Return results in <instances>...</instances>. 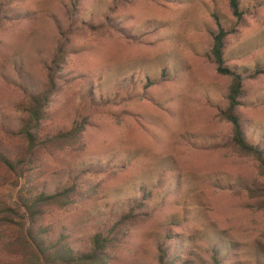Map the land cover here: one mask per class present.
Segmentation results:
<instances>
[{"label": "rangeland", "instance_id": "rangeland-1", "mask_svg": "<svg viewBox=\"0 0 264 264\" xmlns=\"http://www.w3.org/2000/svg\"><path fill=\"white\" fill-rule=\"evenodd\" d=\"M240 4L238 21L228 0H0V151L18 163L0 162V208L73 186L35 217L53 241L89 250L101 232L110 264H158L159 245L170 264H213L214 249L220 264H264V176L232 140V77L211 56L217 14L227 64L264 66V0ZM49 75L50 141L31 152L19 130ZM244 90L247 136L264 142V74ZM9 214L0 264L30 251Z\"/></svg>", "mask_w": 264, "mask_h": 264}, {"label": "trees", "instance_id": "trees-1", "mask_svg": "<svg viewBox=\"0 0 264 264\" xmlns=\"http://www.w3.org/2000/svg\"><path fill=\"white\" fill-rule=\"evenodd\" d=\"M228 2L233 16L238 21H241L246 12L241 8L240 0H228ZM214 17L217 29L213 33V44L211 48L213 63L216 65L218 73L232 77L226 96L228 106L221 111V115L232 124V140L234 144L241 151L251 154L259 162L261 173L264 176V142L255 143L248 138L244 120L238 112V107L241 105V97L245 91V80L254 79L264 74V66H256L254 70H249L227 64L228 62L225 55L226 39L227 35L232 31L228 28L226 29L217 14H215ZM54 85V75H49L47 89L42 94H29L30 103L27 108V116L22 119L19 131L27 142L31 152L50 141V137L42 139L40 133L42 122L47 119L44 109ZM0 162L8 169L17 171L18 163L16 159L7 156L2 151H0ZM72 187L73 186H65L63 188H57L52 192H47L43 189L40 192L28 196H21L15 207L5 206L0 208V214H15L24 220V222L20 223V229L24 236L25 244L30 251L28 255L25 256L27 260L23 259L17 262V264H110L111 255L108 251L107 237L101 232L91 237L89 250H79L69 245L67 236L63 234L58 240L53 241L49 236L47 227L35 221V217L39 213L38 209L42 204L53 200H59L61 197L69 198V195L72 193ZM245 189L251 192L253 191L250 186H247ZM258 207L264 209V198L259 201ZM130 210L132 211L133 208ZM126 217L127 219L131 218V213ZM4 223L10 226L14 225L13 218L6 220ZM158 252V264L173 263V260L170 258L168 245H159ZM218 254V250L214 249L211 256L213 264L221 263Z\"/></svg>", "mask_w": 264, "mask_h": 264}]
</instances>
